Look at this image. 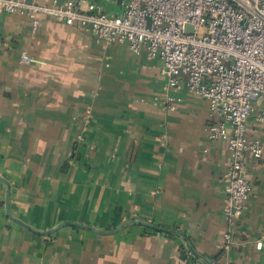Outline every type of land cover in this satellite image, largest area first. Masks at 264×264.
Returning a JSON list of instances; mask_svg holds the SVG:
<instances>
[{"label":"crops","instance_id":"obj_1","mask_svg":"<svg viewBox=\"0 0 264 264\" xmlns=\"http://www.w3.org/2000/svg\"><path fill=\"white\" fill-rule=\"evenodd\" d=\"M161 66L79 26L43 16L34 32L0 13V264H264V162L249 160L251 198L219 253L228 143L210 137L207 99L179 88L178 108L161 107ZM254 109L248 135L264 140V100Z\"/></svg>","mask_w":264,"mask_h":264},{"label":"built area","instance_id":"obj_2","mask_svg":"<svg viewBox=\"0 0 264 264\" xmlns=\"http://www.w3.org/2000/svg\"><path fill=\"white\" fill-rule=\"evenodd\" d=\"M0 13L28 15L34 32L48 16L98 41L159 58L167 78L160 101L165 111L178 108L179 88L207 99L211 115L219 117L208 125L210 137L227 141L230 151L222 177L228 229L217 244L227 253L252 194L249 160L264 162V140L248 135L255 103L264 100V0H126L121 12L93 0H0ZM21 60L31 61L27 51ZM258 120L264 125V112Z\"/></svg>","mask_w":264,"mask_h":264},{"label":"water","instance_id":"obj_3","mask_svg":"<svg viewBox=\"0 0 264 264\" xmlns=\"http://www.w3.org/2000/svg\"><path fill=\"white\" fill-rule=\"evenodd\" d=\"M188 30H189V26H188ZM7 207H8V211H9V204H7ZM129 222H134V223H138V224L146 225V226H149V227H153V228H155V229H157V230H159V231H170L169 229H167V228H165V227L158 226V225H156V224H154V223H152V222L145 221V220H142V219H133V220H131V221H128V223H129ZM64 224H66V223H64ZM124 224H126V223H124ZM124 224H123V225H124ZM123 225H121L120 227H122ZM120 227H119V228H120ZM92 229H94V228H92ZM94 230H96V229H94ZM42 233H48V232H42Z\"/></svg>","mask_w":264,"mask_h":264},{"label":"trees","instance_id":"obj_4","mask_svg":"<svg viewBox=\"0 0 264 264\" xmlns=\"http://www.w3.org/2000/svg\"><path fill=\"white\" fill-rule=\"evenodd\" d=\"M154 232H160L159 230H157V229H155V230H153Z\"/></svg>","mask_w":264,"mask_h":264}]
</instances>
